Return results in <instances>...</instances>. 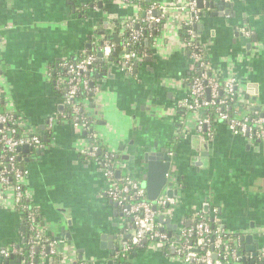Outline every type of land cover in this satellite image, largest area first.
<instances>
[{"label":"crops","instance_id":"0c3cea01","mask_svg":"<svg viewBox=\"0 0 264 264\" xmlns=\"http://www.w3.org/2000/svg\"><path fill=\"white\" fill-rule=\"evenodd\" d=\"M145 1L157 6L165 23L146 42L144 56L131 72L122 61L103 59L91 74L98 89L84 101L85 111L100 148L114 154L116 178L132 176L149 201L154 193L168 200L157 223L169 237L215 212V225L237 256L224 264H264V138L236 134L221 122L214 123L211 139L199 137L195 115L180 104L191 60L179 28L190 17V0ZM202 1L196 31L213 72L234 79L241 114L264 117V0ZM137 9L122 0H0V99L6 113L43 141L37 152L28 147L20 153L24 191L38 229L68 260L189 264L174 247L165 251L159 244L116 257L133 223L108 197L98 165L84 157L88 135L73 127L52 76L54 64L84 54L94 41L108 34L118 40L123 20ZM13 195L0 185V250H20L26 240ZM49 251L36 248V261L55 264ZM0 264L26 262L23 255L0 254Z\"/></svg>","mask_w":264,"mask_h":264},{"label":"built area","instance_id":"2783aa9c","mask_svg":"<svg viewBox=\"0 0 264 264\" xmlns=\"http://www.w3.org/2000/svg\"><path fill=\"white\" fill-rule=\"evenodd\" d=\"M122 1L129 3V0ZM137 10L139 11V9ZM155 10H158L157 6L152 4L144 11L142 21L148 24V28H152V24L157 23H162L163 27L165 23L164 15L161 13H159V16L155 15ZM188 10L190 17L182 25L193 26L201 17V9L197 6L196 0L189 1ZM137 19L138 15L134 14L122 22L124 31L125 29L131 30L132 39L141 36V30L133 32L132 29L133 23ZM242 32L246 36L249 35V30L243 29ZM187 33L188 39L181 41L191 60L189 70L195 74L190 77L188 94L185 99L180 101V104L184 109L195 115V128L199 137L207 140L211 139L213 136V123L221 122L227 124L231 131L236 134L248 135L257 139L264 138V117L256 113L249 116L248 114H238L235 110L231 111V101L235 103L239 101L234 79H219L213 72L207 55L199 42L196 29H188ZM98 41H94L93 45H98ZM98 47L100 53L97 56L96 54H83L78 55L73 60L59 62V65L65 71L66 77H57L54 79V84L70 110L73 127L84 130L88 135L89 146L83 151L84 157L98 165L103 177L108 182L106 189L108 197L123 208V211L133 223V232L128 239L121 241L116 257L119 259L125 257L132 248L148 244H159L163 247L168 244V246L175 248L176 254L186 263L199 260L201 264H224L237 259L235 250L228 245L229 239L222 240L224 234L215 225L217 221L215 212L211 217H205L204 215L196 217L188 228L182 229L179 233L177 232L174 237H169L165 231L160 229L157 223V212L168 205V200L159 198L153 203L146 198L145 189L132 176L115 177L112 163L114 154L101 150L92 121L83 113L81 102L77 98V93L81 89L87 95L93 96L97 93L98 88L92 85L91 80L85 76L87 73L93 72L96 59L99 56H109L115 45L112 41L102 40ZM144 54L145 52L138 55V57L135 52H125L123 63L127 71L131 72L135 63ZM206 89L209 90L208 94ZM203 108L211 109L215 117L212 118L211 113H203L201 111ZM4 112H0V142L4 144L8 165L7 168L0 170V185L12 190L14 194L13 206L19 214H25L28 220L26 227L33 232L31 237L34 239L35 244L30 247L29 258L28 260L25 259V262L26 264H40L36 260L34 261L33 256L34 250L41 245L42 249L47 247L50 250V254L55 257V264H79L76 261L59 256L56 253L54 243L38 229L35 211L27 204V195L22 183L25 173L22 169L15 168L14 165L15 155L19 148L24 146L40 148L43 145L40 135L26 131L19 122L13 119L11 114ZM16 124L23 128L22 135L18 137H14ZM9 172L15 177L16 182L14 184L9 182ZM35 246L36 248L33 249ZM198 251H202V253L198 254ZM0 254L8 258L13 254L23 255V252L22 249L3 248L0 250ZM214 255L216 259H214Z\"/></svg>","mask_w":264,"mask_h":264},{"label":"trees","instance_id":"16d2710c","mask_svg":"<svg viewBox=\"0 0 264 264\" xmlns=\"http://www.w3.org/2000/svg\"><path fill=\"white\" fill-rule=\"evenodd\" d=\"M109 2H112V0H108ZM129 3L130 4H134V5H137L140 9V12L138 13V19L133 23V26H132V29H133V32L136 31V30H141V36L138 37L137 39H132V36H131V30L130 29H125V31L121 34V36L118 38V40L114 41V40H109V39H105V40H108V41H112L115 45V48L113 50V52L107 56V57H102V56H99L96 61H95V64H94V69L98 68V69H101L102 68V63H103V59H111L112 61L113 60H119V61H122V63L124 62L123 60V54L125 52H135L138 55L144 53L147 51V48H146V42L151 40V38L154 36V33L155 32H159L160 29H161V26H162V23H157V24H152V28H148L147 27V23L146 22H143L142 21V18L144 17V11L150 6L152 5L153 3L151 2H146L145 0H129ZM188 29H194V27L192 25H182L180 28H179V36H180V39L181 40H187L188 39ZM102 42V39H100L98 41V45H93L91 49L87 50L86 52H84V54H96V56L100 53L99 51V43ZM200 42V41H199ZM80 55H83V53H81ZM139 57V56H138ZM137 60V59H136ZM134 60V61H136ZM93 72H89L86 74L85 77H87L89 80H91L92 74ZM195 73H193L192 71L189 72V79L191 76H193ZM52 76H53V79H56L57 77H66V74H65V71L64 69L59 65V63L57 64H54L52 66ZM189 84V83H188ZM77 98L78 100L81 102V105H82V110H83V113L86 114V111H85V100H91L93 97L91 95H87L82 89L77 93ZM88 105V104H87ZM240 107V104L237 102L235 103L234 101H231V111L235 110L236 113H240L241 111L239 109ZM237 108V109H236ZM201 111L203 113H211V117L214 118L215 115L213 114V111L209 108H203L201 109ZM0 112H4V107H3V104H2V101L0 99ZM5 113V112H4ZM68 114L70 116V110L68 109ZM87 115V114H86ZM249 116H252L254 115V113L252 112H249L248 113ZM13 117V116H12ZM14 119V117H13ZM90 119V118H89ZM214 125V123H213ZM16 134L14 135V137H18L19 135H22L23 131L22 129L23 128H20L17 124H16ZM40 139L42 141V137L40 136ZM43 142V141H42ZM22 148V147H21ZM4 144H2L0 142V170L2 168H7V162H8V159H7V155H5V150H4ZM20 149V148H19ZM20 153H22V149L19 150L16 155H15V159H14V165H15V168H17L18 170H21V158H20ZM2 155H4L2 157ZM115 158V157H114ZM8 178H9V182L11 184H14L16 182L15 180V177L14 175L9 172L8 174ZM27 204L30 205L29 201H27ZM36 216V214H35ZM205 217H209L208 215H204ZM23 222L25 225H27V219L25 217V214H23ZM36 220H37V217H36ZM33 235V232L29 231L27 228H26V231H25V237H26V240H25V243L22 247V252H23V257L28 260L29 258V253H30V247L32 245H34L35 243L33 242L34 239H32V236ZM228 239V236L226 237V235L223 236V239L222 240H227ZM228 245L229 246H233L232 245V242L231 240L228 241ZM167 245H164L162 248L166 251L167 250ZM146 247V245L142 246V247H136V248H132L131 251L128 253H133L134 251L136 250H139V249H144ZM35 247H33V249H35ZM40 249V252L44 249L41 248V245H39L38 247ZM202 251H198V254H201ZM125 255V256H128ZM40 256V253H35L34 252V261L35 260H39L38 257ZM53 258H55L54 256H52ZM121 259V258H120ZM123 262V261H121ZM76 263H79V264H85L84 261L82 260H77ZM75 264V263H74ZM123 264V263H122ZM189 264H201L199 262V260H195V261H192V263H189Z\"/></svg>","mask_w":264,"mask_h":264},{"label":"water","instance_id":"95a60500","mask_svg":"<svg viewBox=\"0 0 264 264\" xmlns=\"http://www.w3.org/2000/svg\"><path fill=\"white\" fill-rule=\"evenodd\" d=\"M196 3H197V6L198 7H202L203 6V1L202 0H196ZM208 5H209V3H208ZM159 14V11L158 10H155V15L156 14ZM193 27H194V29H197V25L196 24H194L193 25ZM107 37L109 38V39H114V40H117L115 37H113V36H111V35H107ZM91 84L93 85V83L91 82ZM206 92H207V94H208V92H209V90L208 89H206ZM44 141H45V139H43ZM21 149H23V151H26L27 149H28V147H26V146H24V147H22V148H20V149H18V151L19 150H21ZM39 149L38 148H35V151L37 152ZM170 161H171V159L169 158V157H167V165H166V167H167V169L169 168V166H170ZM164 185H166V181L164 180L163 181V183L161 184V186H160V188H159V191L161 192V190H162V188L164 187ZM159 196V193L158 194H156V193H154L151 197H150V200L151 201H154V200H156V198ZM155 208V207H154ZM214 259H216V256L214 255ZM111 262H108V264H110ZM118 264H121V262H119Z\"/></svg>","mask_w":264,"mask_h":264},{"label":"flooded vegetation","instance_id":"af4514ba","mask_svg":"<svg viewBox=\"0 0 264 264\" xmlns=\"http://www.w3.org/2000/svg\"><path fill=\"white\" fill-rule=\"evenodd\" d=\"M188 83H189V77H188Z\"/></svg>","mask_w":264,"mask_h":264}]
</instances>
